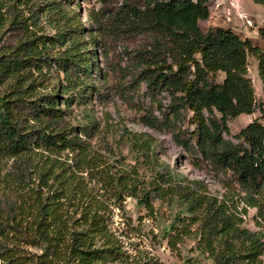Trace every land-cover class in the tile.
Wrapping results in <instances>:
<instances>
[{"label": "trees", "instance_id": "trees-1", "mask_svg": "<svg viewBox=\"0 0 264 264\" xmlns=\"http://www.w3.org/2000/svg\"><path fill=\"white\" fill-rule=\"evenodd\" d=\"M9 1L10 10L20 3L30 8L33 18L23 27L14 15L11 23L23 29L22 37L8 46L0 44V160L34 150L51 154L84 150L81 130L65 118L68 109L76 99L84 103L94 93L89 85L92 70H99L102 79L109 75L111 44L123 37L141 36L143 43L129 51L130 61L139 68L138 83L145 84L157 114L141 108L140 120L170 134L196 166H208L217 174L230 173L248 201L258 204L257 195L264 190V123L255 118L246 124L234 135L237 142L223 133L228 131L229 118L254 111L255 94L247 75L250 55L257 60L264 94V23L253 42L230 26L217 27L212 33L201 29L199 21L208 18L211 0H123L113 9L89 8L88 28L76 14L61 24L49 7L44 9L42 15L49 17V23L56 21L58 36L52 42L44 34L28 30V25L42 29L38 0ZM0 6H5L1 0ZM89 40L100 47L105 71L94 63L96 52L93 58L89 56ZM56 44L63 48L60 52L54 50ZM73 91L78 93L69 95ZM164 95L167 104L158 98ZM259 111L264 118V101ZM130 139L148 162L158 163L152 168L150 184L154 196H168L181 203L189 220L185 219L181 228L186 231L195 226L197 249L211 264L262 263L263 243L256 232L240 226L241 217L228 213L202 183L158 162L153 152L146 151L153 138L132 133ZM38 176L43 179L44 172ZM140 198V203L152 210L150 191ZM39 214L36 231L29 235L34 245L42 247L41 253L35 254L36 264H159L123 249L120 240L103 231L104 217L96 212L90 222L84 212L79 228L73 230L53 207L43 205ZM164 233L166 238L173 234L171 229ZM7 257L3 259H10Z\"/></svg>", "mask_w": 264, "mask_h": 264}, {"label": "rangeland", "instance_id": "rangeland-1", "mask_svg": "<svg viewBox=\"0 0 264 264\" xmlns=\"http://www.w3.org/2000/svg\"><path fill=\"white\" fill-rule=\"evenodd\" d=\"M122 1L55 0V3L49 4L47 0H38L42 29L40 31L35 25H28V30L42 33L55 42L58 36L56 21L49 23V17L42 15L44 9L49 7L61 24H65L64 18L76 14L88 28L91 25L90 21H86L89 8L95 11L113 9ZM247 2L253 6L251 0ZM1 3L5 6H0V44L8 46L22 37L23 29L11 23L14 15L21 20L20 26L23 27L30 24L33 17L30 8L25 5L16 3L17 7L12 11L8 7L11 3L9 0H1ZM255 8L249 13L253 20V26L249 28L239 27L237 21L226 23L222 16L216 25L206 20H200L199 25L206 33L215 32L217 27L230 26L257 42L258 27L264 23V3ZM94 30L95 27H92L91 31ZM143 41L141 36H136L123 37L112 43L107 60L109 75L102 79L99 70H92L89 85L93 86L94 93L87 102L83 103L78 98L70 105L65 118L71 126L81 130L79 136L84 150L61 154L34 150L0 160V264H36L35 254H40L42 247L34 245L29 235L36 231L43 205L53 207L66 218L71 230L79 228L84 212L88 222L94 212L100 214L105 221L103 231L108 230L120 240L123 249L144 255L151 262L211 264V260L197 249L195 226L191 225L186 231L181 228L185 219L189 221L181 203L168 196H154L150 184L154 179L152 168L158 163L148 162L133 147L130 139L132 133L153 138L148 141L151 143L150 150L146 151L153 152L158 162L168 166L171 172H179L189 180L202 183L226 207L228 213L241 217V227L258 234L264 246V190L257 195L258 204H251L230 173L217 174L208 166H196L192 158L174 143L170 134L150 128L140 120L141 108H149L157 114L156 104L147 96L145 84L138 83L139 68L130 61L129 51ZM55 46L56 52L63 49L58 44ZM86 49L92 58L96 52L94 63L104 70L106 62L102 60L100 47L89 40ZM247 75L252 82L256 105L251 114L229 118L228 131L223 135L234 142H237L234 135L255 118L264 123L259 111L264 94L257 74V60L251 55L248 56ZM76 93L73 91L69 95ZM165 97L158 98L167 104ZM61 107L64 108V105ZM180 122L182 120L177 124ZM183 124L187 126L186 121ZM41 171L44 172L43 179L38 176ZM144 191H150L152 210L146 209L139 201ZM48 219L46 216V221ZM167 229H171L173 234L166 238L163 234ZM7 256L10 259H3ZM259 258L264 264V247Z\"/></svg>", "mask_w": 264, "mask_h": 264}, {"label": "built area", "instance_id": "built-area-1", "mask_svg": "<svg viewBox=\"0 0 264 264\" xmlns=\"http://www.w3.org/2000/svg\"><path fill=\"white\" fill-rule=\"evenodd\" d=\"M212 5L210 9L209 19H214L217 16L218 8H222V18L226 23H233L237 21L243 28L253 26L252 16L245 11L242 6L241 0H211Z\"/></svg>", "mask_w": 264, "mask_h": 264}, {"label": "crops", "instance_id": "crops-1", "mask_svg": "<svg viewBox=\"0 0 264 264\" xmlns=\"http://www.w3.org/2000/svg\"><path fill=\"white\" fill-rule=\"evenodd\" d=\"M252 1V0H251ZM241 3H242V6H243V8L248 12V13H250V12H252L253 10H256V6L258 5V4H256V3H254L253 1H252V4H253V6L251 5V4H248V2H247V0H241ZM215 12H217L216 14H217V17H215L213 20H215V21H213L212 19H209V18H207V19H205L206 21H208V22H211L212 23V25H216L218 22H219V20H221L222 18H221V16H222V8L220 7V8H218L217 10H215ZM220 17V18H219ZM204 20V21H205ZM218 21V22H217ZM240 24V23H239ZM239 27H241V24H240V26ZM213 30V29H212Z\"/></svg>", "mask_w": 264, "mask_h": 264}]
</instances>
